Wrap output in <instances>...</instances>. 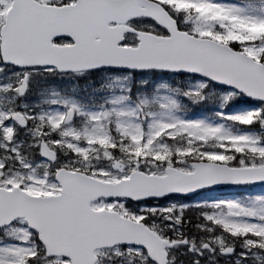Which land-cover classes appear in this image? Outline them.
<instances>
[{"label":"rangeland","instance_id":"1","mask_svg":"<svg viewBox=\"0 0 264 264\" xmlns=\"http://www.w3.org/2000/svg\"><path fill=\"white\" fill-rule=\"evenodd\" d=\"M154 1L179 20L185 32L222 43L239 42L244 54L256 61L264 59V42L257 37L264 31V0L258 2L257 11L213 0ZM39 2L58 5L74 0ZM10 8V0H0V25ZM138 26L158 31L148 23ZM53 73L7 67L0 55L2 188L19 187L32 196L57 193L59 188L53 176L58 169L39 160L43 141L59 155L60 167L85 171L108 183L127 179L136 170L163 176L162 169L167 165L192 172L188 159L190 150L199 159L196 161L229 164V159L236 161V157L248 154L251 162L239 160V166L264 164V136L236 134L224 125L186 120L177 110L181 99L197 103L203 96L211 107L223 106L237 95L234 92H216L198 80L183 83L184 89L174 88L172 82L158 83L148 87L147 92L148 80L140 79V86L132 88V75L115 76L105 71L101 79L98 77L107 88L104 106L91 110L85 105L90 101V94L81 98L77 78ZM25 78L29 92L20 98ZM94 81L90 79L89 85ZM70 110L75 112L76 123L65 125ZM18 112L29 122L27 130L22 131L15 125L13 131L11 118ZM231 119L241 124L257 121L264 128V108L252 107ZM181 141L191 142L189 152L179 153L170 146L178 147ZM208 143L215 148L208 147ZM262 192L264 188L260 186L215 189L190 202L172 198L138 206L122 201H101L94 208L116 211L136 222L146 221L154 231L178 242L171 264H184L181 259L192 262L189 264H264ZM2 235L11 243L0 246V264H25L37 254L34 236L23 221L6 229ZM227 251L230 254L224 256ZM99 257L102 264H150L145 253L135 248L105 251ZM59 262V259L53 261Z\"/></svg>","mask_w":264,"mask_h":264},{"label":"water","instance_id":"2","mask_svg":"<svg viewBox=\"0 0 264 264\" xmlns=\"http://www.w3.org/2000/svg\"><path fill=\"white\" fill-rule=\"evenodd\" d=\"M139 18L152 20L170 37L127 26ZM127 34L137 37V48L122 46ZM61 38L72 41V46L53 44ZM0 43L3 62L20 69L54 68L59 74L114 69L191 75L264 103V65L227 46L179 32L176 21L148 0H77L75 5L61 8L35 0H13ZM26 91L24 81L20 95ZM73 118L71 111L65 123ZM13 121L27 127L20 114ZM40 155L50 163L57 160L45 142ZM192 168L193 174L170 168L165 177L135 172L130 180L117 184L60 170L56 175L62 187L60 197L38 198L18 188L11 192L0 189V229L24 219L38 234L48 258L63 257L71 264H96L97 250L128 245L145 249L155 264H168L167 250L173 245L144 225L115 212L94 211L91 204L102 198L139 203L170 196L192 197L215 187L264 184V166L234 169L198 163Z\"/></svg>","mask_w":264,"mask_h":264},{"label":"trees","instance_id":"3","mask_svg":"<svg viewBox=\"0 0 264 264\" xmlns=\"http://www.w3.org/2000/svg\"><path fill=\"white\" fill-rule=\"evenodd\" d=\"M225 2H231V3H246L248 4V0H222ZM182 28V27H181ZM260 36V37H259ZM257 37H259V40L264 42V31L259 32ZM256 37V38H257ZM228 44L230 47H232L235 50H241V46L239 42H224ZM262 63H264V59L261 60ZM113 74V73H112ZM54 76H58L55 72L53 73ZM116 75H121L117 74ZM133 76L132 82H130V85L132 88H137V86H140L141 80L140 79H145L148 80V83L145 87L146 91H149L148 87H152L154 85H157L158 83H164L172 80V84L174 85V88H181L186 87L185 83L186 81H189L187 77H173L167 74H159V73H154V74H131ZM74 78L78 79V86L81 88L79 91V94L81 95V98H83L85 95L90 94V101L88 104H85L86 106H89L91 108L97 109V107H102L104 105V99H105V92L107 90L106 85L103 83V81L98 80L102 78L101 75L98 74H84V75H79V76H72ZM94 79L95 81L92 82L89 85V80ZM177 81V82H176ZM144 88V87H143ZM208 88H211V90H214L216 92L222 91L219 90L216 87L213 86H208ZM182 89V90H183ZM224 92V91H222ZM260 106L257 103L249 102L246 99H244L241 96L234 95V98H231L226 104L223 106H218L216 108L211 107L207 102L206 99L201 97V101L197 103H193L192 100L189 99H181L180 106L178 107V111L183 116V118L186 119H203L208 122L214 123V124H221L224 125L228 130H231L233 133H238V134H249V135H257L258 138H262L264 128L260 127V123L257 121H252L251 123L248 124H241V123H236L231 121L230 116L233 114L239 113L240 111L247 110L252 107H258ZM22 137V136H21ZM17 143V142H16ZM202 144V143H200ZM200 144L198 146H200ZM194 147L195 144L193 143ZM211 149L215 148L212 144L208 143V147ZM172 146L173 150H178L179 153L183 152H189L191 148V142L186 143V141H181L179 143L178 147ZM196 146V147H198ZM181 147V148H179ZM195 149V148H194ZM215 150V149H213ZM220 150V149H219ZM187 158V157H186ZM74 159V158H71ZM188 159L190 161H196L199 160L195 154L190 150V154L188 155ZM239 160H245V162H251V157L250 155L246 154L242 158L241 157H236V161L234 159H229V164L231 166H239L237 164V161ZM61 163V161H60ZM85 172V171H84ZM88 173V172H87ZM90 174V173H89ZM192 212V210H190ZM3 236L2 233L0 232V241L2 240ZM36 239V238H35ZM36 242V251L37 254L30 259H27L25 264H43L46 262V257H45V252L40 246V244L35 240Z\"/></svg>","mask_w":264,"mask_h":264}]
</instances>
